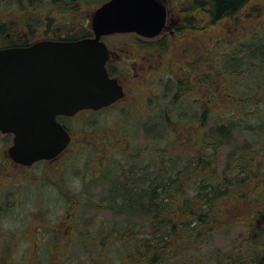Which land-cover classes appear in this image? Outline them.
<instances>
[{
    "label": "rangeland",
    "instance_id": "374dc122",
    "mask_svg": "<svg viewBox=\"0 0 264 264\" xmlns=\"http://www.w3.org/2000/svg\"><path fill=\"white\" fill-rule=\"evenodd\" d=\"M14 1L0 0V11ZM103 1L101 4L107 0ZM158 1L167 9V21L154 41L132 35H113L103 40L110 50L108 64L124 86L125 96L100 112L85 111L65 119L73 138L61 155L31 167L18 166L7 154L12 137L0 134V200L8 201L12 207L0 216V264H46L47 257L56 256L58 260L52 259L55 264H109L112 260L106 252L119 244L113 239L103 244L97 240L101 224L110 219L114 223L130 221L137 232L142 231L139 226L145 220L138 213L121 211V201L115 207L117 215L106 210L109 187L133 165L148 171L159 162L165 166L172 152L179 159L178 168L182 167L183 158L191 155L189 152H194L196 158L214 159L212 170L220 176L228 172V179H243L247 174L236 168V157L243 156L246 150L245 155L253 157L248 191L240 187L242 198L219 206L217 218L224 224L220 229L214 226L210 240H201L202 251L210 249L220 255L245 252L252 231L264 232V78L251 65L243 73L230 69L234 57L240 60V50L249 45H255L251 46L253 50L264 46V0H249L239 12L215 25L202 12H181V0ZM25 2L16 5L14 12H21L22 16L26 12V20L35 18L43 9L23 13L27 10ZM40 3L45 7L46 0H39ZM85 3L77 13L54 8L57 40L66 39L81 28L90 31L93 14L101 4ZM44 22L47 18L42 14L30 26ZM20 36H28L26 26H20L14 34L16 39ZM164 43L163 49L157 48ZM180 79H185L181 81L190 96L183 98L182 91L175 93ZM160 103H171L164 106V116L155 111L160 107L152 109ZM179 105L181 112L172 113ZM163 121L164 129L160 127ZM229 123L234 124L229 140H222L213 154L210 133L217 125ZM156 150L164 156L154 159L152 152ZM232 153L237 156L234 158ZM148 156L153 162L148 161ZM161 197H156L159 202ZM67 214L70 218L66 226ZM140 237L146 234L141 232ZM45 238L57 240V246L84 241L72 244L66 259L64 248L53 250L54 254L48 256L38 252L34 242L40 245ZM130 257L139 261L137 256ZM114 260L115 264L123 262L113 257Z\"/></svg>",
    "mask_w": 264,
    "mask_h": 264
},
{
    "label": "trees",
    "instance_id": "16d2710c",
    "mask_svg": "<svg viewBox=\"0 0 264 264\" xmlns=\"http://www.w3.org/2000/svg\"><path fill=\"white\" fill-rule=\"evenodd\" d=\"M248 1L181 0L179 7L184 14H191L196 10L202 12L207 16L209 23L215 25L224 18L234 15ZM85 2L101 4L102 0H64L63 3L61 0H49L45 3V7L49 3L53 10L58 7L64 13H77L81 11L80 9L84 4H87ZM21 3L19 0H15L11 4L20 6ZM34 3L35 0H30L28 8H34ZM31 10L34 11L33 9ZM10 13L13 12L11 11ZM1 30L2 27L0 26V32ZM90 36L91 32L89 30L81 28L75 34L72 32V35L66 39L76 40ZM165 45L166 43L157 45V48L163 49ZM251 46L255 45H249V47H246L247 49L239 51L240 60L237 56L234 57L230 62V69L231 71L238 70L243 73L247 69L246 66L251 65L256 67L257 72L261 73L264 78V46H259L255 50L251 49ZM108 72L111 77L116 74L111 66L108 68ZM187 79L191 81L189 76H187ZM181 80L185 79H180L176 83L177 90L175 93L178 94V92L182 91L181 94L183 96L180 94L181 97L184 98L186 94L190 96L191 93L188 92L187 85ZM186 99H188L187 96ZM169 104L164 103L162 105L160 103L152 109L160 107L155 111L164 116L167 112L164 106ZM180 109L181 105L175 107L172 113H180ZM59 120L70 131L69 127L63 122L65 118H60ZM164 121L166 124L169 122L168 119ZM164 121L160 122V127L163 129L166 127ZM233 127V123L217 125L210 133V148L213 154L223 144L222 140L225 142L229 140ZM187 132L189 133L188 137H190V129H187ZM7 137L9 138L8 135ZM247 151L243 153V156L238 157H236V153H232L233 157H236L235 161L238 164L236 168H239L241 172L247 173L243 179L236 176L233 179H228V172H225L223 176L217 175V171L215 169L212 170L214 159L208 161L202 156H197L196 158L194 152H189L191 155L183 158L184 162L181 164V168H178L179 159L173 157L174 152H172L169 154L170 159L165 166L162 162H159L157 166H151V171H148L146 167L139 168L137 165H133L129 170L119 174L109 187L110 198L107 199L106 210L117 215L115 207L117 202L121 201L122 204L119 207L121 211L129 215L138 213L145 220L139 226L142 231L137 232L134 231L135 226H132L134 222L130 221L114 223L110 219L106 223L101 224L97 240L103 244L113 239L119 244L118 246L112 245L114 248L106 252V256L112 260L109 261V264H115L113 257L123 261L120 264H264V232L260 231H252L249 239L250 243L246 246L245 252L232 251L220 255L219 252L210 249L201 250V245L203 244L201 240H205V242L210 240L215 232L214 226L216 225L220 229L222 224H224L219 222L217 218L219 206L242 198L243 195L241 194L243 192L239 194L238 191L240 187L244 186V189H246L244 192L248 191L247 187L250 176H252L249 168L252 165L253 157L245 155ZM161 153L163 152L156 150V152H152L154 154L152 156H154V159L162 158L164 155ZM181 154H184V150L181 151ZM152 156L147 157L148 161L152 160L153 162ZM258 168L256 167V169ZM262 183L264 184V179ZM157 195L162 196L161 203L158 201L159 198H156ZM7 202L1 203L0 200V216L6 215L8 209L12 208ZM213 208L214 211H212ZM69 216L65 219L66 226ZM76 224L78 223L75 222V227L77 228ZM141 232L146 234V237H140ZM83 241L80 239L74 240L70 244L63 242L62 246H57V240L45 238L44 241L40 242V245L36 242L34 244H36L38 252L45 253L47 256L49 254L53 255L55 250L59 248H64L66 252L64 258L67 259L71 253V249L68 248H71L72 244H80ZM59 252L61 253L60 250ZM103 252H105L104 249ZM130 256L139 257V261L136 262ZM52 259L58 260L57 256L55 258L47 257L46 264H55ZM13 264L18 263L13 261Z\"/></svg>",
    "mask_w": 264,
    "mask_h": 264
},
{
    "label": "water",
    "instance_id": "95a60500",
    "mask_svg": "<svg viewBox=\"0 0 264 264\" xmlns=\"http://www.w3.org/2000/svg\"><path fill=\"white\" fill-rule=\"evenodd\" d=\"M166 18L157 0H109L95 10L90 38L0 49V133L13 136L7 149L13 163L30 167L54 160L71 141L58 116L96 112L124 98L123 87L107 72L102 37L154 38Z\"/></svg>",
    "mask_w": 264,
    "mask_h": 264
},
{
    "label": "flooded vegetation",
    "instance_id": "af4514ba",
    "mask_svg": "<svg viewBox=\"0 0 264 264\" xmlns=\"http://www.w3.org/2000/svg\"><path fill=\"white\" fill-rule=\"evenodd\" d=\"M19 1L22 2V0H19ZM29 1L30 0H26V2H25V0H24V2L26 3V7L25 8H27V10L24 9L23 13L25 11L34 12L35 13L37 9L43 8V9H41V10L38 11V14H37V16L35 18L30 17V18H32L30 20H26L27 19V16H28V14L26 12H25V14H23V16H22L21 12H20L19 15H17L14 12L15 11V8H16V5L15 4H13V5L12 4L11 5L9 4L10 6L7 5L6 8H5V10L4 11H1V16H0V18H1L0 19V22L1 23H0V26L2 27V30L0 32V36L2 38L0 40V49H8V48H28V47H30V46L38 43V42H42V41H75V40H68V39L67 40L66 39H63L62 40L60 37L57 40L54 37V23H53V17H52L53 16V7H51V5H49V3H47V7H44V4L43 3H40V5H39L38 4L39 3V0H35L34 6H33L34 8H31L34 11H32L30 9V7L28 8ZM47 1H49V0H46V2ZM5 4H6V2H4V5ZM12 6H13V10L11 9ZM11 11L13 13H10ZM194 12H198V11L196 10V11H193V13ZM42 14H43V16L46 15L47 22L46 23L45 22L44 23H41V24H39L37 26L36 25L30 26L31 22L33 20H35L36 18H38ZM20 26H26V28L28 30V36L25 37V38H21V36H20L18 39H16V38H14V34L19 31ZM44 26L46 27V30L40 31L39 28H42ZM71 35H72V33H71ZM115 35H132L134 37L143 39L144 41L145 40H149V41L150 40H153V39L141 38V37H138V36H136L134 34H115ZM111 36H113V35H111ZM105 38H108V36L107 37H103L102 40H104ZM79 39H82V38H79ZM79 39H76V40H79ZM106 46H107V44H106ZM107 48H108V46H107ZM108 51H109V59H110V50H109V48H108ZM106 67H107V69L110 67V65L108 64V62L106 64ZM121 86L123 87V90H124V93H125L124 86L122 84H121ZM78 114H76V115H78ZM60 118L69 119V118H67L65 116H58L57 117L58 120ZM68 132L70 133V131H68ZM70 138L72 140L71 133H70Z\"/></svg>",
    "mask_w": 264,
    "mask_h": 264
}]
</instances>
